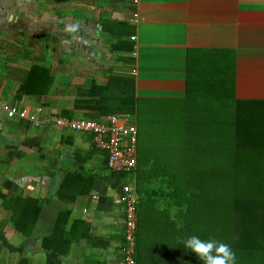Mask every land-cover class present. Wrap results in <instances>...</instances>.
Masks as SVG:
<instances>
[{
	"label": "crops",
	"instance_id": "0c3cea01",
	"mask_svg": "<svg viewBox=\"0 0 264 264\" xmlns=\"http://www.w3.org/2000/svg\"><path fill=\"white\" fill-rule=\"evenodd\" d=\"M232 57L234 97L263 101L264 0H0V101L39 120L118 115L137 132L140 104L179 108L157 121L156 145H137L127 181L140 255L171 236L184 104H209L208 62L221 59L229 83ZM106 161L91 134L0 114V264H121L120 184ZM60 214L66 228L78 222L65 256L40 247Z\"/></svg>",
	"mask_w": 264,
	"mask_h": 264
},
{
	"label": "trees",
	"instance_id": "16d2710c",
	"mask_svg": "<svg viewBox=\"0 0 264 264\" xmlns=\"http://www.w3.org/2000/svg\"><path fill=\"white\" fill-rule=\"evenodd\" d=\"M227 63L225 60V70ZM212 67L216 85L211 89L202 87L209 104H192V109L200 113L199 122L209 123L201 132L209 140L189 136L183 172L173 176L183 182V188L172 199L174 219L165 225L171 235L169 241L157 251L143 255L135 244V264H203L182 243L193 235L228 244L235 253L236 264H264V100L234 97L233 57L229 61V83L226 71L222 82L221 59L214 60L213 66L208 62V69ZM191 68L190 64V83ZM113 175L120 184L118 189L131 178V174ZM77 223L66 228V218L60 214L54 231L41 239L40 247L67 255L77 237Z\"/></svg>",
	"mask_w": 264,
	"mask_h": 264
},
{
	"label": "built area",
	"instance_id": "2783aa9c",
	"mask_svg": "<svg viewBox=\"0 0 264 264\" xmlns=\"http://www.w3.org/2000/svg\"><path fill=\"white\" fill-rule=\"evenodd\" d=\"M133 17L136 19L137 15H133ZM0 114L26 119L34 126L52 122L58 127L74 132L91 134L95 144L105 150L107 154L106 166L110 172L132 174L135 170L138 132L135 124L127 118L110 115L104 120H87L63 119L53 116L39 120L26 110L18 109L4 101H0ZM114 203L121 205L124 212V243L121 247V264H135L133 254L136 244L137 200L129 182L118 189Z\"/></svg>",
	"mask_w": 264,
	"mask_h": 264
},
{
	"label": "rangeland",
	"instance_id": "374dc122",
	"mask_svg": "<svg viewBox=\"0 0 264 264\" xmlns=\"http://www.w3.org/2000/svg\"><path fill=\"white\" fill-rule=\"evenodd\" d=\"M147 106V104H146ZM173 106V105H172ZM150 109L145 110V104H140L138 107V135H137V145L139 146V150H147V147L149 145L155 144V138L158 135L157 131L159 130V125L157 124V121L160 122V117L163 116V120H169L170 122H173L174 118L179 115L177 112H179V108L177 111L175 110V107H172L171 109L162 108L158 104L149 106ZM192 104H184V111L181 112L180 118H183V125L182 130H184V137H185V143L187 144L189 139L192 136H195L197 139L202 137V141H204L205 137L208 139V135L201 133L205 130L204 127H208L209 123L207 122V125L204 122H199L200 119H198L197 113L192 109ZM160 109H165L164 111H160ZM195 113V114H194ZM200 114V113H198ZM201 119L205 120L207 118L200 117ZM171 125H169L170 127ZM199 134V137L197 136ZM213 135V134H212ZM190 136V138H189ZM211 144H213V136H211ZM209 140V139H208ZM211 152V151H210ZM156 254L154 253V256Z\"/></svg>",
	"mask_w": 264,
	"mask_h": 264
},
{
	"label": "clouds",
	"instance_id": "9594fccd",
	"mask_svg": "<svg viewBox=\"0 0 264 264\" xmlns=\"http://www.w3.org/2000/svg\"><path fill=\"white\" fill-rule=\"evenodd\" d=\"M182 243L184 248L195 253L203 264H236L235 253L223 242L214 239L205 241L193 235Z\"/></svg>",
	"mask_w": 264,
	"mask_h": 264
}]
</instances>
